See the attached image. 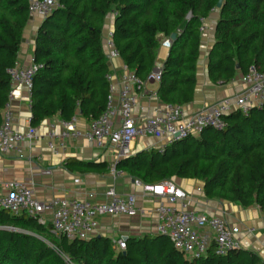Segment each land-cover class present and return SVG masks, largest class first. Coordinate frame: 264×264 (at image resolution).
<instances>
[{
  "label": "trees",
  "instance_id": "trees-1",
  "mask_svg": "<svg viewBox=\"0 0 264 264\" xmlns=\"http://www.w3.org/2000/svg\"><path fill=\"white\" fill-rule=\"evenodd\" d=\"M59 5L42 18L35 37L33 128L54 117L71 121L78 113L91 123L105 113L111 82L104 26L110 14L115 15V48L128 71L143 82L155 71L162 40L176 35L158 92L166 104L185 107L194 101L201 29L215 12L214 44L208 55L211 82L227 85L252 68L264 73V0H59ZM31 20L30 0H0V127L11 93L8 71L18 64ZM224 120L223 130L208 127L163 151L139 152L120 160L116 169L143 185L175 178L198 180L208 199L256 206L264 216V107L247 115L234 111ZM87 167L101 171L107 166ZM0 264H264V260L243 248L217 255L214 243L205 256L189 259L159 234L129 237L126 250L120 251L109 237L70 241L56 236L51 223L0 210Z\"/></svg>",
  "mask_w": 264,
  "mask_h": 264
},
{
  "label": "built area",
  "instance_id": "built-area-1",
  "mask_svg": "<svg viewBox=\"0 0 264 264\" xmlns=\"http://www.w3.org/2000/svg\"><path fill=\"white\" fill-rule=\"evenodd\" d=\"M59 6V0H30V13L32 16L45 18ZM201 31L204 32L205 28ZM106 44L111 51L110 55L119 58L120 54L113 42V32L108 34ZM163 45L170 48L171 39L165 40ZM37 71L38 67L34 63L17 64L8 71L11 76V93L0 127L1 156L12 154L23 157L25 153L23 144L37 139L35 128H29L25 133L15 130L14 113L11 109L16 86H24L31 99L33 78ZM161 74L162 68L143 82L133 73L128 72L124 77L117 100L111 88L107 109L100 118L92 121L89 128L83 132L75 127V118L71 121H61L60 124L64 128L61 135L58 136L53 130L48 135L49 149L55 152L58 150L56 145L58 137L62 143L71 139L85 138L99 148L111 143L118 150L119 157L124 159L132 155L133 145L138 139L151 137L165 141V146L170 145L190 136H198L208 127L223 130L226 126L224 117L234 111H241L247 115L255 107H264V73L252 68L242 76V83L246 89L237 96L226 98L191 115L186 113L184 107L167 104L154 117L145 120L137 119L134 116L138 100L137 93L142 91L149 82L160 83ZM108 79L112 81L111 76ZM116 119H118L117 127ZM60 146L63 147L62 144ZM165 146H162L160 151H163ZM43 174L50 175L51 172L44 171ZM143 189L146 193L162 200L156 209L157 233L168 237L175 249L187 258L198 259L205 256L213 243L217 255H225L232 249L242 248L235 238L237 232L235 229H231L222 218L208 217L190 210L189 195L172 181H164L157 185H143ZM106 196L109 201L105 203L78 199L40 202L35 198L29 184L9 182L0 190V210L13 215L27 214L43 225L47 224L45 216L51 215L52 232L70 241L89 240L98 236L99 220L103 217L132 218L145 214L138 208L134 195L121 197L115 190H110ZM206 229L210 230L211 236L203 234ZM126 239L127 237L121 236L113 240L114 246L120 251H125Z\"/></svg>",
  "mask_w": 264,
  "mask_h": 264
},
{
  "label": "crops",
  "instance_id": "crops-1",
  "mask_svg": "<svg viewBox=\"0 0 264 264\" xmlns=\"http://www.w3.org/2000/svg\"><path fill=\"white\" fill-rule=\"evenodd\" d=\"M218 12H215L205 22V31L202 38L201 55L197 65V86L194 101L184 107L188 115L210 107L226 98L237 96L246 89L242 83V74L227 85H214L208 74V55L214 44L215 25ZM42 23L40 16H32L25 32L24 43L20 52L18 64L31 65L34 61L35 37ZM115 15L110 14L104 26V50L108 57L111 88L114 98L117 100L122 88L123 80L129 72L123 60L112 57L107 47V37L114 30ZM162 40L157 53L155 71L163 68V63L168 58L170 48L163 45ZM154 71V72H155ZM160 83L149 82L142 91L137 93L138 100L134 109V116L139 120L154 117L167 105L158 95ZM31 99L24 86L18 85L14 89V99L11 109L14 113L15 130L25 133L31 125ZM115 120L116 127L118 126ZM59 117L44 120L35 127L37 139L23 144L25 151L23 157L16 155H0V190L9 182H23L29 184L35 198L40 202H49L55 199L91 200L95 203L108 202L106 196L110 190H115L121 197L134 195L137 205L145 214L136 217L117 216L103 217L99 220L98 236L109 237L115 240L121 236L141 238L145 235H157L158 217L157 207L162 200L146 193L143 184L133 183V180L125 173L117 171V163L122 160L114 145L108 143L99 148L85 138L71 139L62 143L58 137L56 140L57 151L48 147V135L50 131L60 136L64 128ZM90 122L81 113L75 117V127L79 131H86ZM63 145L60 146V145ZM165 141L145 137L138 139L133 145L132 155L142 151L160 149L165 146ZM72 161V164H68ZM82 164V165H81ZM107 167L101 171L90 170L87 165H101ZM86 165V166H85ZM89 169V170H88ZM44 171H50V175H44ZM188 195L189 209L196 214L208 217H218L226 221L231 229H235V238L243 249L258 253L264 260V222L263 213L256 206L243 208L227 201L208 199L204 193V184L198 180H171ZM93 196V198H90ZM47 224L51 223V215H46ZM203 234L211 236L206 229Z\"/></svg>",
  "mask_w": 264,
  "mask_h": 264
},
{
  "label": "water",
  "instance_id": "water-1",
  "mask_svg": "<svg viewBox=\"0 0 264 264\" xmlns=\"http://www.w3.org/2000/svg\"><path fill=\"white\" fill-rule=\"evenodd\" d=\"M222 4H223V2L220 1V2L218 3V5H217V8L220 9V8L222 7ZM175 39H176V35H173V36L171 37V40H175ZM238 68H239V66H238ZM133 183H138V182L135 181V180H133Z\"/></svg>",
  "mask_w": 264,
  "mask_h": 264
},
{
  "label": "rangeland",
  "instance_id": "rangeland-1",
  "mask_svg": "<svg viewBox=\"0 0 264 264\" xmlns=\"http://www.w3.org/2000/svg\"><path fill=\"white\" fill-rule=\"evenodd\" d=\"M42 18V17H41Z\"/></svg>",
  "mask_w": 264,
  "mask_h": 264
}]
</instances>
